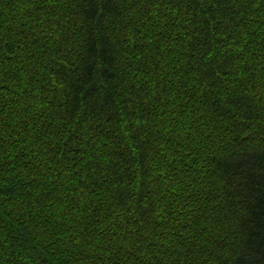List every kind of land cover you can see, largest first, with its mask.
<instances>
[{
	"label": "trees",
	"instance_id": "1",
	"mask_svg": "<svg viewBox=\"0 0 264 264\" xmlns=\"http://www.w3.org/2000/svg\"><path fill=\"white\" fill-rule=\"evenodd\" d=\"M0 264H264V0H0Z\"/></svg>",
	"mask_w": 264,
	"mask_h": 264
}]
</instances>
